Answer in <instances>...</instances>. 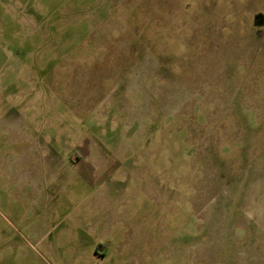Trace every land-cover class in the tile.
I'll return each mask as SVG.
<instances>
[{
  "label": "rangeland",
  "instance_id": "374dc122",
  "mask_svg": "<svg viewBox=\"0 0 264 264\" xmlns=\"http://www.w3.org/2000/svg\"><path fill=\"white\" fill-rule=\"evenodd\" d=\"M0 264H264V0H0Z\"/></svg>",
  "mask_w": 264,
  "mask_h": 264
},
{
  "label": "water",
  "instance_id": "95a60500",
  "mask_svg": "<svg viewBox=\"0 0 264 264\" xmlns=\"http://www.w3.org/2000/svg\"><path fill=\"white\" fill-rule=\"evenodd\" d=\"M260 16H262V14H260V15H257L255 18L257 19L258 17H260Z\"/></svg>",
  "mask_w": 264,
  "mask_h": 264
}]
</instances>
